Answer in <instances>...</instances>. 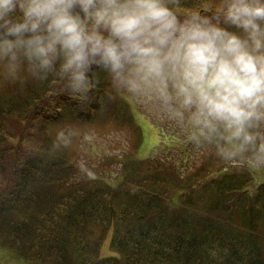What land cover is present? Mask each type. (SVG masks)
Here are the masks:
<instances>
[{
    "label": "trees",
    "instance_id": "obj_1",
    "mask_svg": "<svg viewBox=\"0 0 264 264\" xmlns=\"http://www.w3.org/2000/svg\"><path fill=\"white\" fill-rule=\"evenodd\" d=\"M220 0H173L181 14ZM5 73V72H4ZM0 88V246L20 264H264V181L193 139L187 120L146 111L163 140L155 159L126 157L115 184L81 173L69 150L83 127L120 126L141 141L103 70L71 93L23 67ZM10 81V84L8 82ZM75 130L62 143L61 126ZM23 140H28L27 145ZM167 140L168 142H166ZM233 162L232 167H227ZM116 255L100 257L103 240ZM5 248V249H6Z\"/></svg>",
    "mask_w": 264,
    "mask_h": 264
},
{
    "label": "clouds",
    "instance_id": "obj_2",
    "mask_svg": "<svg viewBox=\"0 0 264 264\" xmlns=\"http://www.w3.org/2000/svg\"><path fill=\"white\" fill-rule=\"evenodd\" d=\"M173 0H0V66L71 93L103 70L218 155L264 167V0L178 13Z\"/></svg>",
    "mask_w": 264,
    "mask_h": 264
},
{
    "label": "rangeland",
    "instance_id": "obj_3",
    "mask_svg": "<svg viewBox=\"0 0 264 264\" xmlns=\"http://www.w3.org/2000/svg\"><path fill=\"white\" fill-rule=\"evenodd\" d=\"M4 72L8 75L11 74L8 69L0 66V88L5 86L11 78L5 75ZM8 84H10V81ZM125 97L128 100L130 112L141 130V141L137 144L131 139L128 131L120 126L108 125L102 130L89 125L79 129V133L84 135L79 137L72 133L75 130L74 125L61 126L57 130V133L60 132L57 135V139L62 143L70 134H73L69 141V150L70 152L74 151L72 158L76 161L77 166L80 167L82 174L88 177L90 175L102 176L110 183L115 184L121 177L120 169L127 156L140 159H155L154 157L162 145L163 138L146 111L152 109L156 112L160 109V106L155 100L144 95L127 91ZM164 114L167 116L166 113ZM165 141L168 142L167 140ZM23 142L30 145L28 140H23ZM234 162L240 163L238 161ZM232 166L233 162L227 164V167ZM246 166L254 174V183L249 187L250 191H253L258 183L264 181V167L257 169ZM111 234L112 230L109 231L101 244L100 257L116 255L109 247ZM5 248L0 246V264H20L12 258L9 249Z\"/></svg>",
    "mask_w": 264,
    "mask_h": 264
}]
</instances>
